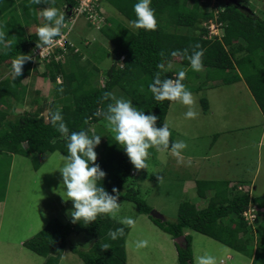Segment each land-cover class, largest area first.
<instances>
[{
  "label": "trees",
  "instance_id": "1",
  "mask_svg": "<svg viewBox=\"0 0 264 264\" xmlns=\"http://www.w3.org/2000/svg\"><path fill=\"white\" fill-rule=\"evenodd\" d=\"M15 1L0 0V17L14 11ZM18 1L22 4L23 17L28 21H38L37 9L45 4L29 6L30 0ZM77 1H65V20L68 10L76 6ZM105 1L124 18L116 20L115 17L104 16L107 24L102 25L99 31L103 39L112 45L111 50L97 45V42L88 49L83 45L88 37L73 35L70 37L73 43H67L62 60L55 61L52 55L50 61L43 62L41 76L54 84L55 98L47 106L46 116L42 115L44 107H36V111L15 113V104H20L25 99L22 82L37 67V63L32 68V61L26 62L23 74L13 81L11 62L18 54L30 55L39 41L36 31L26 36L23 27L17 25L18 20L8 15L10 21L7 20L2 26H5L9 39L13 36L16 39L7 55L0 50V153L31 157L35 159L33 165L36 168L39 166L38 155L55 151L67 155V141L52 126L48 116L49 110H59L70 132L83 130L90 136L93 133L101 137L105 135L95 148L96 163L106 173L105 178L99 182L100 185L110 194L112 188L116 187L121 192L118 202H131L139 214L147 215L172 239L184 236V241L174 243L178 264H193L192 238L187 233L189 231L205 235L245 255L250 259V264H264V220H260L264 215V194L251 195L248 185L231 180V184L214 191L212 181L198 179L194 185L196 196L198 199H206V206L199 208L195 203L184 201L180 203L174 220L160 221L153 218L150 215L152 207L139 196L138 187L131 184L133 165L122 146L116 143L114 133L106 127V120L103 116L96 115L99 110H106L107 104L111 102L101 103L103 94L114 92L118 88L122 92L121 96L132 101L138 110L145 115L157 116L156 127H162L170 101L157 102L149 85L157 71L161 72L162 79L176 78L177 68L168 67V63L174 59H177L180 69L186 72L183 83L188 84L190 74L195 71L191 69L187 59L173 57L171 53L187 48L191 54V46L198 43L204 50V79H220L224 84L244 81L264 116V18L248 7L245 0H151V7L155 10L158 21L157 30H134L126 21L136 18L133 7L138 0ZM212 1L221 8L217 13L208 9L209 6H214ZM209 21L216 23L221 34L208 35L205 23ZM42 24L37 23V27ZM56 52L58 54L61 51ZM108 52L112 53L114 60L107 69L101 71V68L91 63L90 58L101 62L108 56ZM83 54H88L84 60ZM121 62L123 65L120 66ZM158 65H163L166 71L158 68ZM4 69L9 71L5 73ZM58 76L62 79L60 83L56 81ZM101 79L104 80L102 84ZM185 86L189 91L198 89ZM60 87H63L62 93L57 90ZM201 103L203 111H207L208 101L202 99ZM12 114L15 116L9 118ZM171 140L173 141L172 137ZM250 203L257 207L253 225L248 224L242 216ZM119 227H124V236L111 240L109 230ZM127 232V226L108 216H99L88 225H84L82 221L72 223L71 218L65 223L53 219L23 245L44 257V264H58L66 248L77 254L84 264H126ZM75 233H84L89 237L92 240L91 247L80 249L81 243L69 241L70 235ZM104 243L110 244L111 249L102 251L101 245Z\"/></svg>",
  "mask_w": 264,
  "mask_h": 264
},
{
  "label": "rangeland",
  "instance_id": "2",
  "mask_svg": "<svg viewBox=\"0 0 264 264\" xmlns=\"http://www.w3.org/2000/svg\"><path fill=\"white\" fill-rule=\"evenodd\" d=\"M65 1L55 0L54 6L63 12ZM245 1L259 17L264 18V0ZM212 3L214 6H209L208 9H213L214 13H217L221 8L214 1ZM102 5L101 12L104 16L109 15L116 20L124 19L107 1L104 0ZM17 7L6 14L15 17ZM70 16L68 13L62 28V31L69 28L66 31L69 41L72 42L70 37L73 35L79 38L88 37L89 39L83 42L88 49L97 42V45L105 47L108 51L111 50L112 45L103 39L100 31H93L84 17L80 16L78 20L69 21ZM40 22L42 24L43 20ZM211 22L210 26L213 28H209V31L212 30L209 35L221 34L216 23ZM104 24H107L106 20ZM87 55L83 54L82 60L87 58ZM107 55L101 62L92 58L90 61L104 71L114 60L111 52ZM62 57L63 54H60L58 60H62ZM122 60L123 58H120V61ZM34 63L38 66L32 69L30 75L22 82L25 85L23 90L25 99L20 104H15V113L19 114L25 110L36 111V107H44L42 115L46 116L47 106L55 101L54 84L42 78L43 62L36 59L32 62ZM121 64L122 62L119 65ZM168 67L177 68L176 77L182 70L177 59L169 62ZM5 71L7 72V69L3 70ZM205 74L204 70L195 71L190 74L188 84H185L198 87L197 90L190 91L197 101L196 110L199 116L196 119L185 118L188 107L181 103L170 102L167 111L165 123L169 125L173 141H184L187 144V148L182 153L183 162L178 164L170 151L158 152L153 147L149 149L147 170L142 169L137 172L133 167V172L130 174L133 179L132 186L140 190L139 196L152 209L164 215L166 220L176 218L181 202L190 201L199 208L206 206V199H198L196 196L194 185L198 179L212 181L214 191L221 189L223 185L231 184V180L248 185L251 195L264 194V133L261 137L262 126L259 125L258 104L244 81L224 84L220 79L215 80L211 77L206 81ZM61 80L60 76L56 79L57 83ZM103 81L101 79L100 84ZM114 93L116 96L120 94L117 97H123L118 88ZM202 99L208 101L207 111H203ZM14 116L15 114L9 115V118ZM104 136L103 134L101 140ZM61 155L63 154L59 151L38 155L36 159L39 166L36 168L33 165L35 159L31 157L0 153V199H4L5 206L0 212V264H44L45 258L37 255L23 243L44 229L53 219L64 223L70 220L72 201L64 200L67 199L63 192L66 189H63L62 176L57 170L62 164ZM157 176H162L163 181L158 182ZM119 203H121V212L116 220L127 216L136 221L135 227H128L130 232L125 238L126 264H178L174 255L175 246L171 242L174 239L162 232L147 215L139 214L131 202L119 201ZM263 216L260 218L262 221ZM188 234L192 238L193 264H196L197 256L205 253L216 256L217 264H220V259L227 264L250 262L245 255L233 252L232 249L212 238L191 231ZM141 239H147L149 246L137 250L135 242ZM69 241L81 243L80 249L84 250L89 249L92 243L84 233L70 235ZM228 253L234 258L227 259ZM58 264H84V262L77 254L66 248Z\"/></svg>",
  "mask_w": 264,
  "mask_h": 264
},
{
  "label": "clouds",
  "instance_id": "3",
  "mask_svg": "<svg viewBox=\"0 0 264 264\" xmlns=\"http://www.w3.org/2000/svg\"><path fill=\"white\" fill-rule=\"evenodd\" d=\"M102 2L103 0H99L100 10L103 7ZM41 3L46 4L47 7L39 12L40 17L45 22L36 29L39 41L36 45L37 48L51 46L57 37L65 35L62 32L65 14L54 6L55 0H30L29 6ZM71 10L72 8L68 10L70 15ZM133 10L136 18L126 21L130 28L134 30L143 29L145 31L157 30L158 21L155 10L151 7V0H138ZM85 22L89 24L86 19ZM89 27L95 29L91 25ZM4 28L5 26H0V50H3L4 54L7 55L8 51L12 49L16 38L13 36L12 39H9ZM96 31L99 30L96 29ZM191 47V54H189V49L185 48L183 51H173L171 55L187 59L191 69L200 72L204 68V50L198 43ZM161 55L163 56L164 54L161 53ZM120 58H123V56ZM32 59L31 55L18 54L12 60L11 78L13 81L23 74L24 64L29 61L33 62ZM41 62L48 61L43 60ZM158 68L166 71L163 65H158ZM186 75V72L181 70L175 79H162L161 72L157 71L154 74L153 82L149 85V90L157 102L170 101L187 106L188 111L185 113V118L196 119L199 116V112L196 110L197 101L183 83ZM57 90L62 93L63 87ZM104 101L111 102L107 104L106 110H99L96 115L103 116L106 120V127L114 133L116 143L122 146L135 171L147 170L149 166L147 161L150 157L149 149L153 147L158 152L170 151L172 156L177 159L178 164L183 162L182 153L187 148V144L184 141L173 142L171 140V131L168 124L165 123L162 127H156L157 116L152 114L145 115L143 111L133 106L132 101L117 97L114 92H105L101 103ZM48 116L52 126L67 141V155H61L62 164L57 170L62 176L63 189H66L63 192L67 199L62 198L65 201H72L73 208L69 212L72 223L82 221L84 225H88L95 222L99 216L117 219L121 212V203L118 202L121 192L116 187H113L110 194L99 183L106 176V173L96 163L97 153L95 148L101 143V136L95 133L90 136L83 130L70 132L59 110H49ZM156 178L158 182L163 181L162 176H157ZM118 222L129 228H133L136 225V221L127 216L119 218ZM108 235L111 240H116L124 236V227L109 230ZM148 246L149 241L147 239L135 242L137 250ZM109 249H111L110 244L104 243L101 245L102 251ZM196 264H217V258L210 253H205L196 257Z\"/></svg>",
  "mask_w": 264,
  "mask_h": 264
},
{
  "label": "built area",
  "instance_id": "4",
  "mask_svg": "<svg viewBox=\"0 0 264 264\" xmlns=\"http://www.w3.org/2000/svg\"><path fill=\"white\" fill-rule=\"evenodd\" d=\"M80 16L84 17L90 23V25L97 30H99L102 27V25H104L105 23L104 16L99 7V0H78L77 5L74 6L71 10V16L69 18V21L76 20ZM208 23L209 24L206 25V27L209 31V28L212 29L213 26L212 27L210 26L212 24L211 21H209ZM68 29L62 31L65 35L61 37H57L53 45L40 47V48L37 47L33 48L30 54L33 57L32 60L36 61L37 59L40 61L43 60L49 61L52 55H54L55 60H58V56L64 53L66 49V45L69 42L68 32H66L68 31ZM211 32L212 30L209 31L208 33ZM56 50H59L61 52L57 54ZM239 189H241V187H239ZM256 209H257L256 205L250 203L249 208L242 213L244 220L248 224H252L256 221L255 220L257 216ZM220 264H227V263L224 262L223 260H220Z\"/></svg>",
  "mask_w": 264,
  "mask_h": 264
},
{
  "label": "crops",
  "instance_id": "5",
  "mask_svg": "<svg viewBox=\"0 0 264 264\" xmlns=\"http://www.w3.org/2000/svg\"><path fill=\"white\" fill-rule=\"evenodd\" d=\"M15 6H18L17 7V12H15V17H13V18H16L17 20H18V23H17V25H21L22 27H23V30H24V32H25V35L26 36H28L29 34H31V33H33V32H35L36 31V28H37V23L38 24H40L41 22V20H43L41 17H40V15H39V12H40V10L41 9H43L44 7H41V8H38L37 9V20L38 21H36V22H34V20H31V21H28V20H26L24 17H23V8H22V4H21V2H19L18 0H16L15 1V4H14V8H15ZM11 16V15H10ZM10 16H6V14H4V16H1L0 17V26H2L3 25V23L4 22H6L7 20L8 21H10V19H8V18H10ZM7 21V22H8ZM43 22H44V20H43ZM35 64V63H34ZM34 64H31V67L33 68L35 65ZM36 66H38V65H36ZM44 69V68H43ZM9 71V70H8ZM7 71V72H8ZM35 73V72H34ZM32 75V74H31ZM27 77V76H26ZM43 78V77H42ZM25 79V78H24ZM44 79V78H43ZM47 80V79H46ZM61 82V81H60ZM240 82V81H239ZM237 83V82H236ZM23 85V87H25V85L24 84H22ZM258 116L260 117V123H259V125H261L262 126V133H261V137H262V135H263V133H264V116L262 115V113L260 112V110H259V108H258ZM10 155H12V154H10ZM3 201H4V199L3 198H1L0 199V212H1V210L3 211V209L5 208V206H4V203H3ZM1 214V213H0ZM130 232V229L128 228V232L127 233H129ZM160 232V231H159ZM163 232V231H162ZM188 233V232H187ZM197 233V232H196ZM161 234H163V233H161ZM200 234V233H199ZM202 235V234H201ZM172 239V238H171ZM171 242H173V244H174V240L173 241H171ZM174 246H175V244H174ZM228 247V246H227ZM229 248V247H228ZM231 249V248H230ZM233 252H234V250H233ZM174 255L176 256V260H177V252H176V247H175V249H174ZM233 255H231V254H227V259H232V258H234V257H232ZM221 260V259H220ZM237 260L239 261L240 259H239V257L237 258ZM193 261V260H192ZM224 261V260H223ZM178 262V261H177ZM225 262V261H224ZM248 264H250V262L248 263Z\"/></svg>",
  "mask_w": 264,
  "mask_h": 264
},
{
  "label": "water",
  "instance_id": "6",
  "mask_svg": "<svg viewBox=\"0 0 264 264\" xmlns=\"http://www.w3.org/2000/svg\"><path fill=\"white\" fill-rule=\"evenodd\" d=\"M150 215L153 217V218H156L160 221H166V218L164 217V215H162L160 212L152 209L150 211ZM182 241H184V236H179L176 238V243H181Z\"/></svg>",
  "mask_w": 264,
  "mask_h": 264
},
{
  "label": "bare ground",
  "instance_id": "7",
  "mask_svg": "<svg viewBox=\"0 0 264 264\" xmlns=\"http://www.w3.org/2000/svg\"><path fill=\"white\" fill-rule=\"evenodd\" d=\"M254 204V203H253Z\"/></svg>",
  "mask_w": 264,
  "mask_h": 264
}]
</instances>
